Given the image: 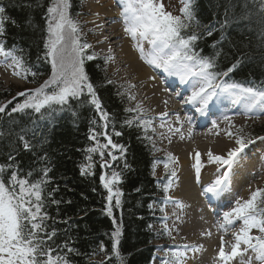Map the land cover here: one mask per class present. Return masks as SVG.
Returning <instances> with one entry per match:
<instances>
[{"label":"trees","instance_id":"obj_1","mask_svg":"<svg viewBox=\"0 0 264 264\" xmlns=\"http://www.w3.org/2000/svg\"><path fill=\"white\" fill-rule=\"evenodd\" d=\"M51 2L0 0L6 17L0 40L6 48L14 46L25 66L37 74L28 75L24 89L0 81V106L5 107L0 112V165L6 167L4 178L14 171L18 178L32 183L47 181L42 185L45 210L50 217L47 224L49 230H56L50 243L60 249L59 254L69 264H120L115 251L123 258V264H152L157 251L155 243L168 240L165 231L157 227L163 224V187L171 177L174 163L158 147L152 132L135 119L139 116L136 111H127L136 108L132 93L109 75L105 59L95 56L86 60L85 71L102 109L109 114L107 132L113 143L124 146L123 155L111 146L103 149V159L98 152H88L97 141L102 145L107 140L103 135L90 139V129L102 133L104 121L88 102L86 90L80 99H70L62 108L54 105L41 113L31 109L12 112L25 99L18 93L39 87L51 75L44 47ZM69 5V15L76 20L83 11L81 2L69 0ZM191 10L204 26L197 33L200 38L195 41V51L203 57H215L214 71L223 72L236 65L227 77L219 79L245 86L264 85V14L258 10V0H191ZM206 27L212 28V35H207ZM86 54L92 53L86 50ZM129 119L134 121L131 126L125 124ZM250 128L251 139L264 135V123ZM115 132L121 135L116 136ZM25 142L30 146L27 149ZM108 152L117 159L113 161ZM104 161L110 167H102ZM165 163L169 170L158 178L156 167ZM45 169L47 177L43 176ZM113 171L119 174L115 190L119 189L122 195L120 207L115 206L114 196L109 216L108 191L100 176L111 178ZM52 200L59 203H51ZM117 228L118 237L113 235Z\"/></svg>","mask_w":264,"mask_h":264},{"label":"snow or ice","instance_id":"obj_2","mask_svg":"<svg viewBox=\"0 0 264 264\" xmlns=\"http://www.w3.org/2000/svg\"><path fill=\"white\" fill-rule=\"evenodd\" d=\"M123 6L124 31L137 41V48L141 59L146 63L161 69L169 76L177 77L183 85H188L191 94L183 98L185 104L192 105L196 111L203 114L209 107L213 98H219L221 94L227 93L232 99L233 104H242L245 115L249 113H264V85L245 86L241 83H228L225 80H219L220 77H227L236 65H232L226 71H214L216 67L215 57H203L195 51V41L200 37L197 35L199 30L204 27L196 20L191 10V0H183L184 6L181 8V15H172L164 11V6L159 0H119ZM69 0H52L51 6L47 8V39L44 47L45 58L51 64V75L43 84L32 90H25L18 93L25 97L23 103L17 104L12 108V112H23L31 109L36 113H41L42 109H50L54 105L61 108L69 103L70 99H80L81 96L90 97L88 101L95 106L100 113V119L104 121L101 127L102 133H97L95 129H90L93 133L90 139L97 140V136L103 135L107 143L97 144L88 149L89 153H99L103 159L105 152L111 146L112 149H119L123 155L125 148L123 145L113 143L111 136L107 132L109 127V114L101 107L100 100L96 94L94 85L90 82L89 76L85 71V61L95 59V54H86V50L91 48L87 42H81L78 22L69 15ZM258 10L264 14V0H258ZM5 12L4 7H0V36L3 35ZM204 31L207 35H212V28L206 27ZM140 41H147L150 44L148 51H145ZM218 55V54H217ZM0 57H3L4 64L13 69V75L22 79H27L28 75L35 77L37 74L25 66L22 56L17 55V50L6 48L3 40H0ZM111 59V57H109ZM10 61V63H9ZM111 83V81H108ZM179 96L180 93H177ZM135 99V97H131ZM5 107L0 106V112H4ZM127 111H137L140 115L135 119L145 127L150 126V121L143 119L144 113L139 105L135 109ZM167 113H162L161 118L166 117ZM189 121L191 117L187 118ZM225 121H230L228 115H224ZM133 120H125V124L131 126ZM163 127V125H161ZM213 128L218 127L217 121H212ZM169 131L180 133V128ZM239 133L243 129L238 130ZM116 136L120 132L114 133ZM191 134V129L189 130ZM229 136L233 133L228 132ZM181 135V139H183ZM23 140V136L20 137ZM264 140V137H258ZM250 137L238 135L236 144L238 147L228 152L227 157L212 155L209 152V159L215 162L221 168L226 166L217 179L205 188L206 193L218 195L223 189L229 178V171L238 155L244 150L247 144L254 143ZM24 147L29 148L25 142ZM114 161L117 159L112 152L107 153ZM92 159L91 156L88 157ZM170 160L174 158L169 156ZM102 167H110L108 161H104ZM127 167V165H125ZM10 167V166H8ZM89 169L91 165L88 166ZM165 171L168 172L169 165L165 163ZM197 181L201 169L200 154L196 153L195 164ZM6 167L0 165V264H69L65 256L59 254L60 249L55 248L50 241L56 236L55 229H48L47 221L50 219L45 210L44 197L42 195V185L46 180H40L36 183L28 179L18 178L16 172H11L5 179L4 173ZM219 171V168L217 169ZM48 170L45 169L43 176L47 177ZM82 174L84 170L82 169ZM176 172L171 171L174 177ZM100 180L108 191L106 211L109 216L112 215V201L115 196V206L120 207V197L122 193L119 189L114 192L113 185L119 180V174L112 172L111 178L101 175ZM171 182L165 184L163 191L168 192ZM164 200H171V197L165 196ZM51 203H59L52 200ZM223 220L218 221L217 225L221 230L226 231L237 222H242L239 231L233 233L234 243L230 251H225V243L221 237V244L218 250L219 264H230L238 256L242 257L249 250L254 254V258L259 264H264V189H257L251 193V197L241 202L235 201V206L222 213ZM167 229V226H165ZM258 230L259 235H252L253 230ZM114 236L120 235V230L113 233ZM211 235V233H207ZM243 245V248H242ZM183 249L181 251L180 249ZM189 245L177 246V251L172 253L175 258V264H181ZM103 251V249H101ZM196 250V249H193ZM69 252L72 249H68ZM115 251V245H114ZM115 256L123 264V258L118 251ZM253 257L247 261L241 260V264H252ZM168 264V262H164Z\"/></svg>","mask_w":264,"mask_h":264},{"label":"bare ground","instance_id":"obj_3","mask_svg":"<svg viewBox=\"0 0 264 264\" xmlns=\"http://www.w3.org/2000/svg\"><path fill=\"white\" fill-rule=\"evenodd\" d=\"M89 7L96 14L98 25H102L100 42L112 41L120 58L121 69L127 77L134 80L133 84L141 90L139 102L144 103V108L150 114V118L156 119L160 125H163L161 128L171 144V151L178 158L179 173L182 174V178L179 196L177 197L175 193L172 198L178 200L181 206L182 220H194L198 217L211 223L224 211H228V208L234 207L237 199L241 202L249 199L256 186L264 182V166L254 157L250 156V159L242 160L234 166L233 173L231 169L228 170L230 175L225 183L226 192L218 195L206 193L205 188L217 179L222 173L221 170H213L197 181L193 173H189L186 168L190 163H195L196 153L200 154L201 161L210 160L209 152L214 156H222L231 151L233 149L232 137L228 135V132H231L233 125L240 124L244 117L249 114L253 115V113L245 115L242 104H233L232 100L222 95L219 98L214 97L203 114L198 111L193 112L192 109L195 107L183 102V98L191 94L188 85L168 82L163 73H159L139 57L135 50L137 41L134 45L131 36L124 31L123 6L119 0H94ZM141 61L151 68L144 66ZM177 93L180 95L178 96ZM214 107L218 108L217 114L212 113L211 108ZM162 113L168 115L162 119ZM181 114L185 117H181ZM224 115H228L231 118L230 121H225ZM188 117H191L190 121ZM213 120L217 121L218 127L213 128ZM170 127L180 128L181 132L169 131ZM190 129L191 134H189ZM214 133L220 140L214 139ZM217 196H221L223 201L214 208L213 198ZM203 231H205L203 227L193 230L192 246L198 247L199 251L193 255L189 264H210L215 254H218L221 239L215 238L216 235L203 238L201 235ZM227 236H233V233ZM224 243H228L226 239Z\"/></svg>","mask_w":264,"mask_h":264},{"label":"rangeland","instance_id":"obj_4","mask_svg":"<svg viewBox=\"0 0 264 264\" xmlns=\"http://www.w3.org/2000/svg\"><path fill=\"white\" fill-rule=\"evenodd\" d=\"M80 1L83 7V11L82 14L78 16L76 21L78 22V28L80 30L81 42H87L88 44H90L91 48L87 50H90V52L92 54L94 53L95 56L103 57L105 59V64L107 67L106 69L108 70L109 75L117 82L123 84L124 86H126V88H128L129 92L132 93V97H135V99H132L134 103L133 105L135 107L139 105L144 113L143 119L149 120L151 122L150 126H148L147 128L150 132H152L154 136V140L155 142H157L158 147L161 150H163L164 153L168 155V157L171 156L172 158H174V161L172 160L174 164L172 166L171 171L174 170L176 172V175L174 177L171 176L165 183L168 184L169 182H171V187L166 193V196L171 197V200L164 201L163 224L157 227V230L165 231L168 240L165 242L158 241L156 243V246H158V252H157V257L153 261V264H164V262H168V264H175V261L173 260L174 257L173 258L171 257L172 253L174 251H177V246H183L185 244L189 245V248L186 250L184 256L182 257L181 264H189L193 255L199 251L198 247L192 246V237L194 234L193 230L195 228L198 229L199 227H203L205 229V231L201 232L203 238L205 237L209 238V236L216 235L215 238L218 237L219 239H221V237H223L224 241L226 239L228 243L225 244V251L226 252L230 251V247L234 243V236H227V235H229V233L231 232L232 233L238 232L242 222H237L234 226H231L226 231H224L221 230L217 225L218 221L222 222L223 220L222 215H220L221 217L219 216L215 218L214 221L211 223H209L207 220L203 218H198V217H196L194 220H188V219H186L185 221L182 220L181 206L178 203V200L172 198L175 193L177 194V197L179 196L178 193L182 178V174L179 173L178 158L171 151V144L169 141H167L166 139L167 135L165 136L164 134L165 131H163L159 122L156 119L150 118V114L144 108V103L139 102V98L141 97L142 94L141 90L136 85L133 84L134 80L127 77L126 73H124V70L121 69L119 63L120 58L118 57L116 47L112 45V41L100 42L102 25H98L96 21V17H97L96 14H94L89 7L90 3L94 2V0H80ZM159 2L163 3L164 11L169 12L172 15H182L181 8L184 6L183 0H159ZM132 42L135 45V41L132 40ZM142 44L143 47L145 48V51H148L149 48L151 47L147 41H144V43ZM135 50L137 51L139 57L141 58L138 48H136ZM109 57H111V59H109ZM141 63L144 64L142 61ZM144 66H146L147 68H151L149 65L144 64ZM155 70H157L159 73H163L168 81H171L172 83L179 82V79L177 77L169 76L168 74L164 73L161 69L155 68ZM0 81H2L6 86H15L18 87L19 89L21 88L24 89L27 86V82L25 79L13 75V69L7 67L4 64L3 57H0ZM221 95L222 97L227 98L228 96L230 98V96L227 93ZM230 100L232 99L230 98ZM136 113L140 115V112L136 111ZM258 123H264V113H253V115L249 114L243 118L240 124H236L231 127V132L233 133V135L231 136L232 137L231 144L233 149L238 147V145L236 144L237 136L243 135L246 138L250 137L249 136L251 129L250 124L255 125ZM223 128H225V126H223ZM239 129H243V132L239 133L238 132ZM213 136L214 139L220 140L215 133ZM254 141H255L254 143L247 144L245 148L249 150L252 149V157H255L264 166V140L256 139ZM227 154L228 153L223 154L222 156L227 157ZM200 163H201V169H200L201 175H199V180L202 178L203 172L204 175H206L213 170H217L218 168L222 172L226 169V166L224 168H221L218 164H215L214 162H211L208 159L201 160ZM195 164L196 161L195 163H190L188 165V168H186V170H188L189 173H193V175L197 179ZM163 171H165V167L159 164L156 167V176H158V178H161L163 175ZM222 186L224 185H221V188ZM113 188L115 192V184L113 185ZM257 189H264V182L257 185L254 191ZM217 201L220 200L218 199ZM165 226H167V229L165 228ZM207 233H211V235H207ZM251 234L259 235V232L258 230L254 229ZM180 250L183 251L182 248ZM216 251L217 250L215 249V252ZM249 257H253L252 264H259V262L255 260L254 254L250 250L247 253H244L242 257L238 256L237 258L232 260L230 264H241L242 259L244 261H247ZM210 264H219L218 254H215V258L211 260Z\"/></svg>","mask_w":264,"mask_h":264}]
</instances>
